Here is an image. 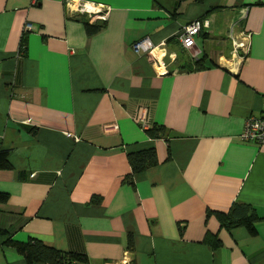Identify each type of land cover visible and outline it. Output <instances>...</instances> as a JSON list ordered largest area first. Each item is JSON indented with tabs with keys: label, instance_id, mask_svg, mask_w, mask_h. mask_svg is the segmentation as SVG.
I'll return each mask as SVG.
<instances>
[{
	"label": "crops",
	"instance_id": "crops-1",
	"mask_svg": "<svg viewBox=\"0 0 264 264\" xmlns=\"http://www.w3.org/2000/svg\"><path fill=\"white\" fill-rule=\"evenodd\" d=\"M66 1L0 0V149L13 168L0 171V230L89 264H264V147L240 137L264 107V0H80L108 10L90 37ZM199 19L194 58L179 37ZM144 38L161 68L134 52ZM155 125L167 136L149 138ZM150 147L157 166L125 182L127 153ZM234 204L255 210V237L207 216ZM0 264H26L2 238Z\"/></svg>",
	"mask_w": 264,
	"mask_h": 264
},
{
	"label": "trees",
	"instance_id": "trees-1",
	"mask_svg": "<svg viewBox=\"0 0 264 264\" xmlns=\"http://www.w3.org/2000/svg\"><path fill=\"white\" fill-rule=\"evenodd\" d=\"M189 0H175L176 5ZM200 2L202 0H194ZM88 37L93 36L104 28L103 23H91L88 20H82ZM25 35V34H24ZM26 50L25 36L21 38L20 51ZM198 62V61H197ZM34 132V130H32ZM146 134L151 139H159L167 136V131L162 126H152L146 130ZM9 150L0 149V171L12 170L9 162ZM127 161L130 167V173L123 179L125 182L133 185V177L157 166V155L155 149L150 147L134 152L127 153ZM8 195L0 192V205L7 203ZM91 202H99V198L93 197ZM213 215L221 228L231 231L235 228H245L251 237L257 234L256 224L260 220L255 210L248 205L234 204L228 213L208 212ZM0 238L4 239V245L13 248L26 264H89V259L85 254L64 252L51 246L45 245L42 241L30 238L25 242H19L11 239L5 231L0 230ZM203 242L210 244L214 248L220 245L215 236L206 233ZM126 247L129 251L133 249V238L127 236ZM134 264V263H131Z\"/></svg>",
	"mask_w": 264,
	"mask_h": 264
},
{
	"label": "built area",
	"instance_id": "built-area-1",
	"mask_svg": "<svg viewBox=\"0 0 264 264\" xmlns=\"http://www.w3.org/2000/svg\"><path fill=\"white\" fill-rule=\"evenodd\" d=\"M65 5L69 13L76 16H85V18L91 23H96L97 21L103 22L108 13V10L104 8V6L94 5L80 0H67ZM89 6L93 9L99 8L100 10L89 11ZM208 26L209 24L205 20H195L184 27L183 33L179 37V43L181 46L185 50L191 52V55L194 58L199 54L198 50L192 52V50L196 48L195 37L199 35L202 29L208 28ZM31 28V25H26L25 31L31 30ZM241 37L242 40H239L238 37L234 39V52L241 50L243 53L247 49V43L245 42L247 37ZM158 47L159 46L153 45L148 38L135 42L132 46L135 53L146 54L153 65L161 68L163 64L161 63V52L158 50ZM240 137L244 142H251L260 147H264V107H262L260 116L250 117L246 120Z\"/></svg>",
	"mask_w": 264,
	"mask_h": 264
},
{
	"label": "clouds",
	"instance_id": "clouds-1",
	"mask_svg": "<svg viewBox=\"0 0 264 264\" xmlns=\"http://www.w3.org/2000/svg\"><path fill=\"white\" fill-rule=\"evenodd\" d=\"M100 9L99 8H95V9H93V8H91L90 6H89V11H99Z\"/></svg>",
	"mask_w": 264,
	"mask_h": 264
}]
</instances>
